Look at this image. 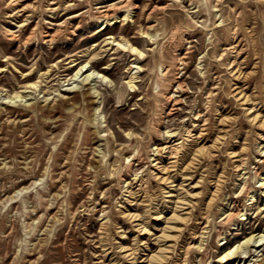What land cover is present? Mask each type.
Wrapping results in <instances>:
<instances>
[{"label":"rangeland","instance_id":"rangeland-1","mask_svg":"<svg viewBox=\"0 0 264 264\" xmlns=\"http://www.w3.org/2000/svg\"><path fill=\"white\" fill-rule=\"evenodd\" d=\"M217 1L59 0L53 15L48 0H24L19 9L34 8L15 19L8 0H0V264H151L155 255L164 256L160 264H264V245L222 260L264 233V188L255 177L264 172V0H222L215 11ZM102 2L137 8L106 28ZM218 19L224 22L216 28ZM23 23L21 40H9L5 30ZM37 25L61 34L51 45L39 33L25 43ZM149 25L156 42L143 37ZM110 36L144 56L106 45ZM238 53L232 71L240 72L232 75ZM183 56L182 65L176 58ZM83 65L89 71L70 80ZM161 65L170 69L165 77ZM92 73L107 80L82 84ZM178 80L186 91L174 93ZM171 92L182 103L168 116ZM15 93L27 99L12 105ZM194 108L207 124L193 132V145L185 140L186 154L175 163L165 157L156 170L154 148L168 130L186 139ZM241 158L253 203L240 186ZM135 178L132 197L127 183ZM169 190L174 197H166ZM231 205L247 219L225 222L223 209ZM202 231L203 250L187 256Z\"/></svg>","mask_w":264,"mask_h":264},{"label":"bare ground","instance_id":"bare-ground-1","mask_svg":"<svg viewBox=\"0 0 264 264\" xmlns=\"http://www.w3.org/2000/svg\"><path fill=\"white\" fill-rule=\"evenodd\" d=\"M24 0H8V4H7V7L11 8V11L12 13L9 15V18H15V19H20L23 15L22 13H26L27 11H29L31 8H34V6L32 5H26L24 6L23 8L19 9V7L17 5H19L20 2H22ZM57 1L59 0H48V7L46 9V11L48 13H51L53 15H55V13L57 12L58 10V7H55V5H57ZM189 1V0H188ZM222 0H218L217 3L215 5H213L212 7L215 9V11H218L217 10V7L219 5V3L221 2ZM6 2V1H5ZM111 2V1H110ZM105 3H108V2H102L100 3V6L98 7V11H99V15L100 17L102 18V21H103V25L106 24V28L108 25H113L114 22L113 21H117V19L123 17V20L122 21H127L129 18H130V13H131V10L137 8V6H133L132 9H130L131 5L127 2L126 4L120 6V7H117L116 3L114 4H105ZM75 4H69L68 6H66L65 9H70L72 7H74ZM222 7V6H221ZM139 9V8H138ZM154 10V9H153ZM156 10V9H155ZM118 11H123L122 15L120 16ZM134 13V12H133ZM132 15V14H131ZM219 15V13H218ZM149 16V15H148ZM81 17L80 13L77 14V15H74L71 17V19H76V18H79ZM219 17V16H218ZM28 18V16H27ZM222 17H220L221 19ZM59 19V18H58ZM148 21V20H147ZM218 21H220L218 19ZM224 22V20H221L219 22V24L216 26V28L218 27H221L222 23ZM108 23V24H107ZM156 23V22H155ZM216 23L218 22H215V25ZM46 24V23H45ZM52 24V23H51ZM151 24V23H150ZM157 24V23H156ZM155 24V25H156ZM154 25V26H155ZM235 25V24H234ZM27 26V24H22L20 26V30L18 31H12L11 29H7L5 30V35L7 36V38L9 40H12V41H20L21 38L23 37V28H25ZM154 26H150L147 28V31L143 32V37H147L149 38V40H153L154 42H156L157 40V37L158 35L157 34H154L153 31H154ZM103 27V26H102ZM235 27V26H234ZM104 28V29H106ZM48 30V29H47ZM101 30V29H100ZM187 31V30H186ZM37 33H39L41 36H42V39H43V42L45 44H53L54 41L56 40V38L61 34V30L58 29L54 34H52L50 31H45L43 26L41 25H37L35 28H34V31L31 32V34L26 38V41L25 43H28L29 41L33 40L36 38L37 36ZM176 39V38H175ZM109 41V42H108ZM178 42V41H177ZM187 42V41H186ZM106 45H113L116 47L117 50H120V51H124V52H129L131 54V56H138L140 58H142L144 56L143 52L141 50H139V48H137L133 43H131L130 41H127L125 39H117L113 36H110L107 40V44ZM175 45V44H174ZM234 45V44H233ZM232 45V46H233ZM177 47V46H176ZM233 48V47H232ZM177 49V48H176ZM237 49V48H236ZM178 52V51H177ZM234 52V51H233ZM174 53V52H173ZM177 54V53H176ZM235 55V54H234ZM220 56V55H219ZM238 56H240V54L238 53L237 56L235 57V60H232L230 66L228 67L229 69H231V72H232V75L233 74H238L240 72L239 70L238 72L236 70L232 71V69H234L233 66L236 65V61H237V58ZM242 58V57H241ZM162 59V58H161ZM178 63L180 64H184L183 60L186 59V56H183L182 58H176ZM220 61L222 58H218ZM229 59V58H228ZM240 61V60H239ZM134 64H138V63H134ZM77 65L76 63H73L72 64V67ZM200 67V66H199ZM238 67V66H237ZM178 68V67H177ZM132 69H138L140 70V66L139 65H135L132 67ZM159 70H160V74L162 77H165L167 75V73L169 72V68H164L162 65L159 67ZM180 70V69H179ZM89 70L86 69V65H83L81 66L77 72L74 74V76L70 79V80H76V78H80L84 73L88 72ZM139 72V71H138ZM204 72V71H203ZM202 70H201V74H203ZM94 73V72H93ZM88 74L86 75L83 79H82V84H85V85H91V82H93L94 80L96 79H101L103 81L107 80V78L104 76V75H101V74ZM135 74V73H134ZM241 74V73H240ZM231 75V76H232ZM243 75V74H242ZM240 76V75H239ZM238 76V77H239ZM214 77V76H213ZM82 78V77H81ZM177 78H179V76H177ZM176 78V79H177ZM129 80V78H128ZM240 80V79H239ZM77 82V81H76ZM79 84V83H78ZM176 84V83H175ZM127 85L130 89L131 92H134L137 87L135 85V77L131 76L130 80L127 82ZM207 85V84H206ZM31 87L33 88H36L37 85L35 83L31 84ZM185 88V85L181 82H179V80L177 81V86H176V89L174 90V93H179V92H183V91H186L184 90ZM239 88V87H238ZM189 89V88H188ZM157 91V90H156ZM236 91V90H235ZM96 93V92H94ZM172 94L171 92V95H168L167 96V100L169 102H173V108L168 112V116L169 115H172V111H175L177 110L178 108H176L177 105L181 104L182 103V100L180 98H178L179 96H176L175 94ZM204 94V93H203ZM98 95V94H97ZM240 95V94H239ZM166 96V95H165ZM212 96V93H210V95L208 96L211 97ZM244 96V95H243ZM205 97V96H204ZM248 97V96H247ZM26 98V96H23L19 93H15L12 97L9 96L8 99H9V102L12 103V105H15V103H20V102H23L24 99ZM250 98V97H249ZM7 99V98H6ZM27 99V98H26ZM245 100V99H244ZM251 101V100H250ZM25 102H27V100H25ZM24 102V103H25ZM185 102V101H184ZM247 103V102H246ZM206 105V104H205ZM170 107V106H169ZM70 108V107H69ZM71 109V108H70ZM74 109V108H73ZM254 109V108H253ZM196 109H192V111L190 112L191 113V121H189L183 128L186 132V139H183V137L181 136V133L179 131H174V130H168L165 132L166 134V138H165V142L164 144H162L161 146H157L154 148V154L153 157L155 161L154 163V167H156V170L160 171L161 172V167H162V163H163V159H165V157H167L168 159H173L170 163H175L176 159L179 157L180 154L184 155V153L186 154V151L184 149H186V144H184L185 140L188 141L191 145H193L194 143V134L193 132H195L197 129H199L200 127V122H204L203 126L207 124V119H204L205 115L202 113L204 111H195ZM67 111V110H66ZM252 111H250L251 113ZM249 113V114H250ZM165 114V113H164ZM176 114V113H175ZM216 114H219V113H216ZM215 115V114H214ZM260 115V114H259ZM258 114L256 117H253L254 119H257L258 117H260ZM167 116V115H166ZM94 117V116H93ZM263 118V117H262ZM165 119V118H164ZM252 119V118H251ZM253 120V119H252ZM263 120V119H262ZM260 121V120H259ZM256 122V121H255ZM261 122V121H260ZM262 124L264 125V120L262 121ZM222 125V124H221ZM188 126V127H187ZM262 127V126H261ZM214 131V130H213ZM199 135V133H198ZM262 141L264 142V136H260ZM222 140V139H221ZM223 141V140H222ZM221 141V142H222ZM162 142V141H161ZM220 142V143H221ZM237 143V142H236ZM205 144V143H204ZM259 145V144H258ZM153 147V146H152ZM190 147V146H189ZM216 147V146H215ZM214 148V147H212ZM258 148V147H257ZM153 149V148H152ZM209 148H207L208 150ZM207 150H204V151H207ZM243 150V149H242ZM203 151H199L198 150V153L201 154ZM209 152V151H208ZM234 152V151H233ZM137 154V153H136ZM193 154V153H192ZM191 154V155H192ZM229 154V153H228ZM181 156V155H180ZM188 156V155H187ZM194 156V155H193ZM197 156V155H196ZM237 156V155H236ZM127 157V156H126ZM198 157V156H197ZM233 157V155H232ZM238 157H243V156H240L238 155ZM135 158V157H133ZM133 158L130 160V165H133V163H131V161L133 160ZM195 158V157H194ZM200 158V157H199ZM258 162L259 163H264V145L263 146H259L258 148ZM193 160V159H192ZM169 161V160H168ZM240 164L237 165V171H239V176H240V186H242V190L246 192V195L248 197V200L249 201H252L251 203H253L255 201V196L256 194L253 192V191H249L248 190V187H247V180L245 178V175L247 174V172H243L242 171H246L247 170V162H246V159L244 158H241L240 160H238ZM165 165V164H164ZM137 166V165H136ZM174 166V165H173ZM235 166V165H234ZM134 167V166H133ZM192 168V167H191ZM155 169V168H154ZM134 170V169H133ZM164 171H165V168H164ZM120 172V171H119ZM133 173V172H132ZM213 173V172H212ZM163 177V176H162ZM221 177V176H220ZM256 178H258V182H260V186H262L264 188V172H260L259 170L256 172ZM160 178V177H159ZM161 179V178H160ZM136 180V181H135ZM185 180V179H184ZM135 182H129L127 183L128 184V190L127 192L129 193L130 196L134 195L133 194V189L135 188V184H137L138 182H140V178H135L134 179ZM163 181L166 183H171L167 178H163ZM186 181V180H185ZM163 183V182H162ZM164 183V184H165ZM183 183V182H182ZM216 183V182H215ZM174 184V183H173ZM214 184V183H212ZM238 184V183H237ZM140 186V185H138ZM174 186V185H173ZM172 188V187H171ZM169 189V188H168ZM215 190V189H214ZM173 190H169L167 192V196L166 197H169V198H172L174 197L175 195H173L172 193ZM218 191V190H217ZM241 192V190H240ZM217 193V192H216ZM212 196V195H211ZM215 196V195H213ZM133 197V196H132ZM192 198V197H190ZM184 199V198H183ZM212 199V198H211ZM210 199V200H211ZM247 200V201H248ZM184 201V200H183ZM213 201V200H212ZM191 202V201H189ZM183 203V202H180V204ZM250 203V202H249ZM185 204V203H184ZM210 204V203H209ZM238 204V203H237ZM236 204V205H237ZM190 205V204H189ZM226 205H229L228 203L225 204ZM188 206V205H187ZM186 206V207H187ZM233 205H231V208H227V207H224V218L223 220L225 222H232L235 218H242V220H244L245 216L247 215L244 211L243 208H232ZM243 207V206H242ZM183 209V208H181ZM184 210V209H183ZM262 210L264 211V207H262ZM208 211V210H207ZM183 214V213H182ZM207 214V213H206ZM264 214V213H263ZM133 216V215H132ZM134 217H138V216H134ZM210 217V216H209ZM136 219V218H135ZM184 218H182L180 215H177V218L176 220H183ZM209 219V218H208ZM247 219V218H246ZM245 219V220H246ZM185 220V219H184ZM202 220V219H201ZM207 221V220H206ZM223 221V222H224ZM206 225V224H205ZM235 225V224H234ZM143 230H146L145 227L142 228ZM205 234L206 232L205 231H202L200 232V234L196 237L195 239L198 240L197 243L195 242L194 244L192 243V245L187 249L189 253V251L191 249L193 250H196L198 252H201L203 250V243H204V239H205ZM222 238V237H221ZM193 241V240H192ZM264 245V233H258V234H252L250 237H248L247 239H245L242 243H239L238 245L234 246L232 249H230L223 257H222V260H226V259H232V258H239V256L241 254H246L247 252V249L249 247H254V248H260ZM167 248H164L162 249V251H166ZM167 252V251H166ZM133 254V253H132ZM188 256V254H187ZM186 256V257H187ZM163 255H158V256H152L151 257V264H160V262L162 261L163 259ZM244 257V256H243ZM230 261V260H229ZM236 261V260H235ZM186 262V260H185ZM242 262V260L240 261V263ZM162 263V262H161ZM238 263V264H240ZM261 263V262H260ZM198 264V263H197ZM201 264V262H200ZM246 264V263H245Z\"/></svg>","mask_w":264,"mask_h":264}]
</instances>
